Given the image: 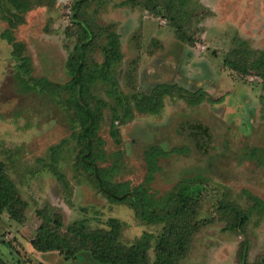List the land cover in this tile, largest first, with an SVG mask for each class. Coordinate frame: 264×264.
<instances>
[{
  "label": "rangeland",
  "instance_id": "374dc122",
  "mask_svg": "<svg viewBox=\"0 0 264 264\" xmlns=\"http://www.w3.org/2000/svg\"><path fill=\"white\" fill-rule=\"evenodd\" d=\"M78 58L96 160L136 201L109 199L81 161ZM152 146L166 152L154 174ZM0 170L15 191L0 211V264H101L85 250L41 257L31 241L45 216L65 233L117 219L121 243L149 242V264H162L166 222L135 204L164 214L186 186L201 202L180 221L188 241L174 264H243V246L264 264V0H0ZM230 205L249 213L243 226Z\"/></svg>",
  "mask_w": 264,
  "mask_h": 264
},
{
  "label": "trees",
  "instance_id": "16d2710c",
  "mask_svg": "<svg viewBox=\"0 0 264 264\" xmlns=\"http://www.w3.org/2000/svg\"><path fill=\"white\" fill-rule=\"evenodd\" d=\"M80 3L84 0H78ZM83 63L80 58L75 60L73 64V83L75 84V94L78 99V104L85 114L84 127L82 131L84 139V148L81 154L82 163L92 172L94 180L97 183L98 189L101 193L105 194L109 199L115 202H127L132 199L133 201L138 200L136 191L139 188H135L133 192L136 194L129 193L128 190L116 189L111 183L110 178L114 171L113 167H100L96 160L95 153V137L97 135V120L93 109L84 101L83 90ZM114 136H116V133ZM192 134L194 138H197L196 143L200 144V140L205 139L208 145L210 140V135L207 128L202 124H193ZM99 138V137H98ZM97 138V139H98ZM253 153L255 151H252ZM166 152H164L158 146H152V149L146 151V158H148L150 163L149 173L154 174L158 169V166L154 163V156L163 157ZM196 189V188H195ZM193 190V191H192ZM14 189L13 185L8 182L7 175L0 170V211L14 209ZM131 197H130V195ZM201 196V192H199ZM194 187L186 186L179 196L174 198L173 208L161 215L148 216L142 211V206L137 203L135 208L139 209L140 217L145 222L158 223L159 221L166 222V230L164 233L165 237L162 239L158 247L157 258L158 262L162 264H174L172 260L171 250L174 246H182L186 244V241L182 239L178 232L180 221L183 216L192 210L196 212L200 198H195ZM197 197V196H196ZM230 208L238 215L240 218L239 226H243L248 218L249 213L238 209L234 205H230ZM45 223L41 225L38 230L37 236L32 239L31 243L34 248L39 251V253H51V251H60L66 257H75V255L80 251H90L93 258L101 264H149L148 262V251L150 250L149 242L136 241L130 247L124 246L121 243L120 237L122 236V224L119 220L113 219L111 231L97 230L92 231L86 227V222L81 220L76 223L73 227L69 228L68 232L62 231L61 220H54L53 222L57 225L51 227V219L49 216H45ZM183 229V226H182ZM181 244V245H180ZM173 247V248H172ZM248 259V247L243 246L241 251V260L243 264L247 263Z\"/></svg>",
  "mask_w": 264,
  "mask_h": 264
},
{
  "label": "crops",
  "instance_id": "0c3cea01",
  "mask_svg": "<svg viewBox=\"0 0 264 264\" xmlns=\"http://www.w3.org/2000/svg\"><path fill=\"white\" fill-rule=\"evenodd\" d=\"M40 255H41V253H40ZM45 255H48V254H43L41 257H44ZM55 264H56V262H55Z\"/></svg>",
  "mask_w": 264,
  "mask_h": 264
}]
</instances>
